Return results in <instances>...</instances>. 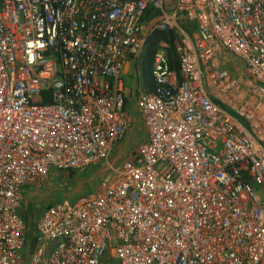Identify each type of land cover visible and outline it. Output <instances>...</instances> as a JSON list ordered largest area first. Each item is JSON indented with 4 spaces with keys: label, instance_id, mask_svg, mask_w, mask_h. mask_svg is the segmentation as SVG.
Listing matches in <instances>:
<instances>
[{
    "label": "built area",
    "instance_id": "obj_1",
    "mask_svg": "<svg viewBox=\"0 0 264 264\" xmlns=\"http://www.w3.org/2000/svg\"><path fill=\"white\" fill-rule=\"evenodd\" d=\"M164 1L0 0V264H264V143L211 98L176 22L264 87V0ZM171 29L180 72L161 43L136 95L147 139L109 166L131 128L122 72ZM98 164L100 189L43 208L31 249L26 191Z\"/></svg>",
    "mask_w": 264,
    "mask_h": 264
},
{
    "label": "crops",
    "instance_id": "obj_2",
    "mask_svg": "<svg viewBox=\"0 0 264 264\" xmlns=\"http://www.w3.org/2000/svg\"><path fill=\"white\" fill-rule=\"evenodd\" d=\"M167 3H170L172 5V8L174 7L171 1ZM184 33L188 37H190L193 44L197 46V48L202 53H204L201 63L204 72L206 88L209 94L211 95V98L214 101L217 100L218 102H220V99H223L225 102L221 103V105L226 111L232 113L231 112L232 110L235 112L233 114L239 112L241 114L240 117L242 118V120L248 125L247 127L251 130L253 128V132L255 136L258 137L260 142L264 143V87L260 84L254 83L246 76L242 62H240L241 74L235 75L234 76L235 79L234 78L232 79L231 76L228 75V64H230L229 61L230 59L226 57L225 51L222 50L209 36H202L197 32V28L192 29L190 33H186V32ZM144 55H141L138 58L130 60L122 72L124 90H125L124 77L127 74L131 73V76L134 80V89L129 94L125 92L126 111L129 104L133 103L136 105L135 102L138 91L140 89L145 90L147 87H149L144 82L141 71ZM228 76L232 80L231 81L232 83L228 82L227 79ZM225 83H227L226 88H230L229 93L227 92L226 94L227 95L226 98H223L222 95L224 94L221 93L215 95L212 94L218 92L219 89L217 88L219 87L220 84L224 85ZM226 107L229 109H227ZM128 118L131 120V128L128 130L125 140L120 145L116 146V148H114L113 151H116L117 149L122 150V148H124L126 145V144L123 145L124 142L134 141L135 131H137L134 129L137 124L142 126L141 129H144L145 135L142 140H137L136 143L139 145L142 142L146 141L147 139L146 130L144 128L142 118L138 116L137 119L133 120L129 116V114H128ZM111 164H116V159H112L109 163V166ZM103 166L106 167L105 170H103V172L108 171V166L107 165H103ZM71 173L72 172L69 173L70 178L72 176ZM78 181L79 180H77V182ZM83 192L84 191H82L81 188L79 191L78 189L73 190L72 188H70L69 190H66L65 193L70 197L72 196L80 197L82 196L81 194ZM64 200H69V199H64Z\"/></svg>",
    "mask_w": 264,
    "mask_h": 264
},
{
    "label": "rangeland",
    "instance_id": "obj_3",
    "mask_svg": "<svg viewBox=\"0 0 264 264\" xmlns=\"http://www.w3.org/2000/svg\"><path fill=\"white\" fill-rule=\"evenodd\" d=\"M225 55L228 59H230V64H228V75L231 78L235 79V75L241 74V60L238 59L236 56L232 55L229 52L225 51ZM231 71V72H230ZM125 82V92L127 94L131 93L134 89V80L130 74H127L124 77ZM218 92L212 94H224L222 95L223 98H226V94L222 92V89L218 87ZM213 96V95H212ZM127 111L129 116L135 120L137 117H141L140 112L138 111L135 104L131 103L127 107ZM142 126L137 124L134 130L135 131V139L132 142H124L125 147L122 150L117 149L113 151L109 160L116 159V164L119 165L122 160L126 157H130V152L138 147L136 143L137 140H142L145 132L144 129H141ZM128 154V155H127ZM103 168V169H102ZM103 164L98 165H90L84 172L75 171L70 176V171H58V170H51L49 172L48 181L46 182L45 188L34 191L33 188L29 189L25 193L24 203L21 208V214L23 217L27 218V222L29 225V235L30 237L34 236L35 230V223L40 216L41 211L47 205L55 202L64 201V199H69V201H74L79 196H72L70 197L65 192L72 188L73 190H80L84 191L81 195H86L90 192H97L100 189L102 181L108 177L111 173L106 171ZM77 180H79L77 182ZM64 193V194H63Z\"/></svg>",
    "mask_w": 264,
    "mask_h": 264
},
{
    "label": "trees",
    "instance_id": "obj_4",
    "mask_svg": "<svg viewBox=\"0 0 264 264\" xmlns=\"http://www.w3.org/2000/svg\"><path fill=\"white\" fill-rule=\"evenodd\" d=\"M170 1H164V7L167 10L172 9V5L167 3ZM148 15H154V12L150 9ZM177 25L186 33H190L192 29L197 28L196 22L190 20L186 14L178 13L176 18ZM179 34L177 30L171 29L168 31H155L153 32L147 42V50L144 55V60L142 62L141 71L144 82L149 87H154V82L151 76L152 65L154 61L155 54L160 50V44L165 43L168 47L165 49L171 68L176 72H180V62L177 54V42L179 41ZM216 103H220L217 100ZM224 106V105H223ZM225 107V106H224ZM227 108V107H226ZM229 109V108H227ZM232 113H235L231 110ZM240 117V116H239ZM75 171H72L73 174ZM27 221V218H24ZM31 240V249L35 246L34 238L29 235Z\"/></svg>",
    "mask_w": 264,
    "mask_h": 264
}]
</instances>
